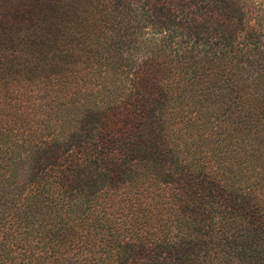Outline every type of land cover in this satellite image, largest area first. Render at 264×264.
<instances>
[{
  "label": "trees",
  "instance_id": "trees-1",
  "mask_svg": "<svg viewBox=\"0 0 264 264\" xmlns=\"http://www.w3.org/2000/svg\"><path fill=\"white\" fill-rule=\"evenodd\" d=\"M0 264H264V0H0Z\"/></svg>",
  "mask_w": 264,
  "mask_h": 264
}]
</instances>
